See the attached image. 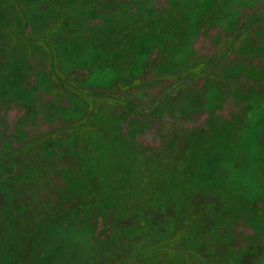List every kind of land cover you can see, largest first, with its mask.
<instances>
[{
    "label": "rangeland",
    "instance_id": "1",
    "mask_svg": "<svg viewBox=\"0 0 264 264\" xmlns=\"http://www.w3.org/2000/svg\"><path fill=\"white\" fill-rule=\"evenodd\" d=\"M73 2L0 0V264H264V0Z\"/></svg>",
    "mask_w": 264,
    "mask_h": 264
},
{
    "label": "trees",
    "instance_id": "2",
    "mask_svg": "<svg viewBox=\"0 0 264 264\" xmlns=\"http://www.w3.org/2000/svg\"><path fill=\"white\" fill-rule=\"evenodd\" d=\"M73 1H76V0H72V2ZM74 3V2H73ZM83 3H85V2H83ZM86 3H87V0H86ZM53 12H54V14H55V12H56V9L54 10V9H51ZM94 10V9H93ZM73 12H75V11H73ZM72 12V13H73ZM63 13V12H62ZM77 13V15L78 16H83V17H85V19H87V17L88 16H86L87 15V13L86 12H84V11H81V9L79 10V11H77L76 12ZM97 14V13H96ZM83 17H82V20H83ZM57 18V17H56ZM56 18H54V24L52 25V27H54V26H58V30H59V32H60V30L62 31V32H64L65 30H66V25L65 24H63L62 22H61V20H63V18L62 19H56ZM80 18V17H79ZM76 24V23H75ZM81 20H79V22L76 24V27H81ZM179 23H175L174 25L176 26V27H178V26H180V24L178 25ZM60 27H61V29H60ZM48 28V27H47ZM32 30H33V28H31V32H32ZM34 30H35V28H34ZM33 30V34H32V36H30V37H34V38H36V39H38L39 37H42V38H46V32H45V29L43 30V27L40 25V27H38V29L37 30H35L34 31ZM117 30V29H116ZM39 31H43V33H41V32H39ZM81 33H84V31H82V30H80V32H79V34H81ZM29 34H31V33H29ZM159 39H160V37H158ZM147 37H145V35L141 38V39H139L138 40V42H137V45H136V47H134V52H135V54L137 55V58L139 57V56H142V54H144V53H141V52H143L144 51V49L147 51V49H148V47H146V44H147ZM45 41V40H44ZM155 43L156 42H158L159 40L158 39H154L153 40ZM146 47V48H145ZM113 53H115V52H113L112 51V53L111 54H113ZM135 55V56H136ZM97 56V55H96ZM137 58H134L133 60L136 62V64L137 63H139V61H137ZM108 59V58H107ZM46 60V59H45ZM109 60V59H108ZM41 66L44 68V60L41 58L40 59V68H41ZM114 66V65H113ZM113 66L111 65H109L108 67H104V69H100L101 70V72L102 71H105V69L106 68H109L110 67V69H111V67L113 68ZM158 67V66H157ZM156 67V68H157ZM87 69V67H85V68H83L82 70L83 71H85ZM134 69V70H133ZM44 70H46V69H44ZM136 66H135V64L131 67V73H133V75H135L136 74ZM66 72H68V70H63V69H61V68H57V73H59L61 76H59L58 78H57V81L56 82H52L53 84H52V86H54V85H59V83H64V82H66V83H68L67 81L69 80V78H71V77H67V75H69V74H67ZM73 79V78H72ZM122 79L123 78H119V79H116V82H119V83H121V84H123V83H125L126 81H122ZM137 79V77L134 79V80H136ZM74 81H75V85H79V83H80V81H79V78H74L73 79ZM58 82V83H57ZM136 82V81H135ZM70 84H71V82H69ZM126 84H127V86L130 84V83H127L126 82ZM83 87H85V85H83ZM69 88H64V90H63V92H65V91H67ZM171 90H172V88H169V89H167L166 91H164V92H161V93H159V95L158 96H156L155 98H154V100H153V102L151 103V105H150V107L149 108H147V109H144V107H142V105H140V103H143V102H145L147 99V95H145L144 94V91L143 92H138L137 90L135 91V92H133L131 95H128V97H126V99L125 100H121V99H116V98H114V99H110V100H100L99 102L100 103H106V102H109V103H111V105L112 104H116V105H118V104H120L121 106H126V109L124 110V111H126L127 112V114L129 113V114H131L132 115V112L134 113V115L135 116H133V117H131V119L129 120L130 122H132V121H138L137 119H136V116L138 115V117L139 116H141L143 113H152L155 109H159L160 108V110H161V114L163 113V112H166V111H170V113H169V115L170 116H173L174 118L177 116V114H178V111L177 110H179L177 107V105H176V103H174V101L176 100V97H174L173 98V100L170 98V96H168V93H170L171 92ZM136 93H139L138 94V96H134ZM143 93V94H142ZM137 100L138 101V103L137 102H134L133 100ZM93 102V101H92ZM98 102V101H97ZM140 102V103H139ZM128 109V110H127ZM159 113H160V111H158ZM158 113V114H159ZM105 115H106V113H104ZM123 114V113H122ZM119 116V115H118ZM178 117V116H177ZM105 118V117H104ZM178 118H180V117H178ZM124 120V119H123ZM139 122V121H138ZM141 126H145V124L143 125H141ZM143 128V127H142ZM130 129H132V128H130ZM50 141H48V143H49ZM50 148H51V146H50Z\"/></svg>",
    "mask_w": 264,
    "mask_h": 264
}]
</instances>
